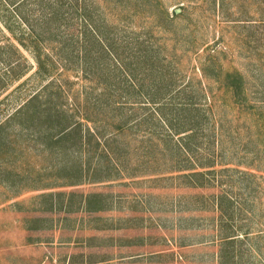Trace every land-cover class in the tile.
<instances>
[{
    "label": "rangeland",
    "instance_id": "obj_1",
    "mask_svg": "<svg viewBox=\"0 0 264 264\" xmlns=\"http://www.w3.org/2000/svg\"><path fill=\"white\" fill-rule=\"evenodd\" d=\"M161 1L168 13L175 8H178L176 12H181L174 17L177 31L171 33L168 27L169 31L150 32L151 39L158 37L156 42L164 41L167 47L172 46L176 54H179L174 63V69L178 70L175 82L184 80L189 72L187 68L197 60L194 53L189 54V60L185 54H180L186 42L195 39L198 48L209 43L216 49L217 59L222 66L230 65L238 69L242 75L246 101L254 109L262 110L264 115V0ZM17 12H21L27 20L21 19ZM39 12L38 0H21L18 8L9 0H0V264H115L114 259L118 255L132 250L161 249L159 234L162 232L170 236V250L155 253L157 255L148 264H212L214 260L209 254L214 250L218 252V264H264V116L258 133V119L255 120L256 114L252 108L239 117L236 116V109L231 108L227 114L230 120H222L230 124V138L224 137L223 146H227V149L217 156V161L230 162L226 164L227 167L221 164L215 166L216 169L210 175L213 185L195 188L183 186L178 183L180 178L169 177L172 172H166L167 177L162 175V178L154 181L160 184L166 182V185L153 187L148 213L152 219L159 220L154 224L155 227L147 228L148 231L142 233L138 223H135L141 219L133 217L129 209L133 202L130 197L140 195L136 191L140 186H137L139 181L145 185L149 182V176L153 175L150 169L140 167L149 166L151 162L147 160L140 163L142 158L148 157L137 146L141 136L147 135L144 129L154 121L150 114L151 105L147 103H131L127 100L123 102L124 107L119 108L122 112L120 116L128 117L129 121L135 118L138 123L137 127L132 125L130 129L117 135L120 143L124 140L129 142L128 151L122 154L123 159L116 163L117 159L113 161L111 158L110 164L115 168L103 169L104 174L115 177L113 181L118 186L111 183L93 185L103 190L117 186L113 191L127 197L112 208L92 213V216H86L84 212L73 215V212H61L59 209H43L38 197H35L40 192L39 187L47 181L57 185L53 187L64 190L77 186L71 184L73 178L71 175L68 178L67 173L72 172L79 159L86 157H89V167H92L98 153L95 152L91 159L88 152H62L56 151L53 144L50 147L45 145L37 138V129L44 125L52 127L56 125L55 121L39 122L36 118L26 121V113L31 106L23 102L29 96L37 94L39 102L45 101L37 107L46 108L52 115H57L61 98L57 94L60 89L65 100L59 107L78 120L75 107L81 108L84 98H99L97 93L100 88L95 86L96 79L92 77L96 76V71H84V62L77 61L70 55L62 57V51L57 47L71 43L69 39H65L66 36L44 35L40 43L53 55L56 67L51 77H41L35 71V61L30 50L18 43L16 37L18 34L25 36L28 22L36 30L41 27L36 24ZM132 18L130 23L135 24L138 39L146 36L144 29L153 25L156 20L147 7H141ZM77 27L79 26L74 23H62L57 34H70ZM104 27L119 30V25ZM119 33L127 35L126 30ZM81 53L78 52L79 55ZM119 77H125V73L120 71ZM96 78L101 80L99 76ZM193 88L194 86L190 91ZM132 89L135 87H131ZM186 91L189 92L188 89ZM25 121L29 126L21 127ZM85 122L91 126V122ZM206 138V135H198L197 139L202 141L201 146L206 145L207 150L219 149L216 142H213V146L207 144ZM142 154L145 155L140 157ZM67 157L78 159L73 163L69 162L70 166L65 170H57ZM211 193L218 196L226 193L233 198L231 219L228 221L238 226L237 232H246L242 237L238 235L240 240H235L230 248L233 254L230 257H224V243L219 239L211 244L201 243L180 249L175 247V242L181 239H196L202 233L222 234L225 224L229 226L220 214V209L211 212L199 208L203 200H209ZM31 215L42 217L41 228L27 229L26 219ZM207 216L214 218L212 226L204 218ZM88 217L98 219L87 220ZM80 218L83 221L79 228L77 224L80 223L77 222ZM94 225L100 229L94 228ZM88 235L95 238L94 245L82 246L73 241L76 237ZM141 240L149 244L140 246ZM79 250L93 254L83 261L76 257L67 260L68 254ZM181 250L186 252L185 255L179 253ZM195 252L197 255H204H199V258L193 255ZM138 260L137 264H144V259Z\"/></svg>",
    "mask_w": 264,
    "mask_h": 264
},
{
    "label": "trees",
    "instance_id": "obj_2",
    "mask_svg": "<svg viewBox=\"0 0 264 264\" xmlns=\"http://www.w3.org/2000/svg\"><path fill=\"white\" fill-rule=\"evenodd\" d=\"M9 1L14 3L16 8L21 5V0ZM38 4L40 12L36 17V24L41 27L36 30L28 22L25 36L18 34L16 37L18 43L30 50L35 61V71L41 77H51L56 67L53 55L40 43L44 35L66 36L65 39H69L71 43L57 47L58 50L61 49L62 57L70 55L77 61L84 62V71H96V76L92 77L96 79L95 86L100 88L97 93L99 98H84L82 107H75L78 120L59 107L65 100L60 89L57 94L61 97L57 115H52L46 108L37 107L42 103L38 101L37 94L29 96L23 102L31 106L26 113V121L34 118L39 122L55 121L56 125L52 127L44 125L37 129V138L45 145L50 147L53 144L56 151L62 152H88L91 159L95 152L98 153L92 167H89V157L79 159L74 164L72 174L77 181L85 180L88 174V179L106 177L103 169L115 168L110 164V159H117L116 163L123 159L122 154L128 151L129 142L124 140L120 143L117 135L138 123L135 118L129 121L128 117L119 115L122 113L119 108H123V102L128 100L131 103L151 105L150 114L154 121L144 129L147 135L141 136L137 146L141 152L147 153L148 157L142 158L140 163L147 160L151 162L149 166L140 167L150 169L154 175L150 177L153 187L166 185V182H154L162 178V175L167 177L166 172H172L169 177L180 178L178 183L183 186L195 188L213 185L210 175L216 169L215 166L221 164L227 167L226 164L230 162L217 161V156L227 149L223 144L224 137L230 138V124L224 123L229 118L228 111L235 108L236 116L239 117L242 113H248L250 108L254 109L253 105L246 101L242 75L238 69L230 65L222 66L217 59L215 48L209 43L198 48L196 40L193 39L186 42L180 54H185L189 60V54L194 53L197 56L196 63L187 68V77L176 83L175 73L178 70L174 69V63L177 62L179 54H176L172 46L167 47L164 41L156 42L158 37L150 38L151 31H169L168 27L171 33L177 31L174 17L181 12L173 9L168 13L161 0H38ZM141 7H147L156 20L153 25L150 24L144 29L146 36L138 39L135 24L130 21H133V15ZM17 14L21 19L27 20L21 12ZM62 23H74L79 27L74 28L70 34H57ZM110 24L119 25V30L115 27H104ZM121 30H126L127 35H121ZM78 52L82 53L79 55ZM120 71L125 73V77H119ZM97 76L101 77V80H97ZM192 86L194 88L190 91ZM131 87L135 89L131 90ZM186 89L189 92H185ZM253 113L256 114L255 120L258 119L256 124L259 133L264 115L259 109H254ZM26 121L20 126L28 127L29 123ZM85 121L91 122V126ZM198 135H206L207 144L213 146V142H216L219 149L207 150L206 145L201 146L202 141L197 139ZM76 159L78 158L67 157L57 170H65L70 166L69 162L73 163ZM98 197V193L85 194L83 207H101L95 203ZM209 197L208 201L201 202L199 208L211 212L220 209V214L229 226L225 224L222 234L202 233L196 239H181L175 242V246L182 248L201 243L211 244L219 239L224 243V257H230L233 255L230 248L235 240H240L238 235L242 237L246 232H237L238 226L228 221L231 219L234 205L230 195L224 193L218 196L211 193ZM204 218L209 225H213L212 216ZM92 237L88 236L87 240Z\"/></svg>",
    "mask_w": 264,
    "mask_h": 264
},
{
    "label": "crops",
    "instance_id": "obj_3",
    "mask_svg": "<svg viewBox=\"0 0 264 264\" xmlns=\"http://www.w3.org/2000/svg\"><path fill=\"white\" fill-rule=\"evenodd\" d=\"M72 171V170H71ZM46 175V174H45ZM72 176V183L73 185H77L73 188H69L68 190H64L61 188H55L53 186H57L54 184H52V182L48 183L44 182L41 187H39L40 192L35 194V197H38L39 199V203L41 202L43 209L46 210H50V211H55L57 209H59L61 212H73V215H76V213L78 212H84V214L86 216H92V213H98L100 212L101 209L104 208H112L114 207L116 204H118V202L121 199L126 198L127 196H123L118 192H114L113 190H115L117 188V182L113 181L115 179V177H111V176H107L106 177H101L100 179H88L89 174L86 176L85 180H81V181H77L76 177L71 173L68 172V178ZM149 175V174H148ZM132 177H136L133 175H130ZM12 180V176H9ZM117 178V177H116ZM149 182L145 185H142V181L140 180L138 185L139 189L136 190L138 191V193L140 195L137 196H132L130 197V200H133V202H131L130 204V212L131 215L133 217H138L141 220H138L135 223H138L137 225H139V227L142 229V233L144 231H148L147 228H150L152 226L155 227L154 224H156V222H158L157 219H152L151 216L149 215V210L151 208L150 205V198L152 195V191H153V185H152V180L150 179L149 176ZM67 180L64 181V183H66ZM99 183H111L113 185H117L116 188H112V189H108V190H103L100 188H97L93 185H97ZM9 184V183H8ZM85 188H81L84 187ZM132 187H134L132 185ZM92 194V193H98L99 194V199L97 202L101 207L99 208H93V209H85V207H83L84 203V198L83 196L85 194ZM141 199V201H139ZM67 204V205H66ZM76 217V216H74ZM95 220L98 219V217H88L87 220ZM41 220L42 217H37V216H30L26 219V222L28 224V228L27 229H39L41 228ZM73 223L72 225H74V221L75 219L73 218ZM83 220L80 218L78 220L77 224L79 225V228L82 227V222ZM144 221H148V222H144ZM94 227V226H93ZM94 228H98L99 227H94ZM156 229V228H155ZM88 236H93V235H88ZM88 236H82L81 238L76 237L75 239H73L75 244H82V246L85 245H94V237H92L89 241L87 240ZM159 236H161V240H162V248H158L155 249L153 251L150 250H137V251H131L130 253H125V254H121L118 255L114 261L115 264H137V261H139L138 259H144L145 261L143 262L144 264H148L152 258L156 255H154L155 253L158 252H163L165 253V251H169L170 250V245L171 240L169 239L170 236H168L167 234H165L164 232H162L161 234H159ZM143 237V236H141ZM169 241V242H168ZM166 242V245H165ZM144 243V244H141ZM146 244H149V242H144L143 240H141L140 242V246H145ZM153 244V243H151ZM176 247V246H175ZM176 249H180V248H176ZM179 253H183L185 255L186 252H183L181 250V252L179 251ZM177 254L178 256H180V254ZM93 254V252H89V251H84V250H79L76 252H71L70 254L67 255V260L68 258L70 260H73V258H77L78 260H84V258L87 257V259ZM174 254V253H173ZM194 256H203L204 254H199L197 255V253L195 252L193 254ZM210 258L212 259V261L214 260V263L212 264H218L217 263V255L218 252L217 250L212 251L210 254ZM201 256H199V258H201ZM123 262V263H122ZM136 262V263H135Z\"/></svg>",
    "mask_w": 264,
    "mask_h": 264
},
{
    "label": "water",
    "instance_id": "obj_4",
    "mask_svg": "<svg viewBox=\"0 0 264 264\" xmlns=\"http://www.w3.org/2000/svg\"><path fill=\"white\" fill-rule=\"evenodd\" d=\"M175 10L177 11V10H178V8H175Z\"/></svg>",
    "mask_w": 264,
    "mask_h": 264
}]
</instances>
